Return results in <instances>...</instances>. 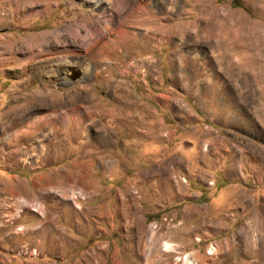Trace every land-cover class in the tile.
<instances>
[{"label":"rangeland","instance_id":"374dc122","mask_svg":"<svg viewBox=\"0 0 264 264\" xmlns=\"http://www.w3.org/2000/svg\"><path fill=\"white\" fill-rule=\"evenodd\" d=\"M0 51V264H264V0H0Z\"/></svg>","mask_w":264,"mask_h":264},{"label":"bare ground","instance_id":"6f19581e","mask_svg":"<svg viewBox=\"0 0 264 264\" xmlns=\"http://www.w3.org/2000/svg\"><path fill=\"white\" fill-rule=\"evenodd\" d=\"M98 1H100V0H96V2H98ZM22 3V2H21ZM142 3H140L139 1L136 3V7L137 8H139V9H144V7L141 5ZM103 5V4H102ZM100 7H101V5H100ZM116 10H115V13H117L118 11H120L122 8H115ZM21 10V9H20ZM31 10H33V8L31 7ZM113 11V10H112ZM36 13H38L37 11H35ZM35 12H33V13H35ZM112 19V17H110L109 19H106L105 20V24H104V26H105V28H108V25L111 23L110 22V20ZM121 21V20H120ZM118 23V22H117ZM93 25V24H92ZM92 25H90V24H85V23H78V24H76V25H71V29H70V31H69V33H72L73 35H79V32L81 31V30H83L84 29V31H85V38H84V44H85V46H86V49L88 50V52L90 51L91 52V48L90 47H92L91 45H92V43H93V41L95 40V39H97L98 38V36L101 34L100 33V31L97 29V27H92ZM111 25V24H110ZM122 26V25H121ZM81 27L83 28V29H81ZM110 27V26H109ZM79 28L81 29L80 31H79ZM121 27L118 25L117 26V31L119 32V34L120 35H123L122 33V29H120ZM150 30V29H149ZM54 31V30H53ZM59 31V30H58ZM66 31L68 32V30L66 29ZM151 31V30H150ZM153 32H155V31H153ZM104 35V34H103ZM149 37V36H148ZM95 42H97V41H95ZM95 44V43H94ZM3 46V45H2ZM31 46H33L32 45V43H31ZM30 46V48L32 49V47ZM20 47V46H19ZM29 47H27V49H28ZM13 49V48H12ZM22 50V49H21ZM68 51H70V50H68ZM86 51V50H85ZM1 52V51H0ZM27 52V51H26ZM28 52L29 53H26L25 55H24V57H23V61H24V64L25 65H29L30 63H32L33 62V59H35L36 57H37V54H39V53H41L42 52V49H40V50H37V52H34V50L33 51H30V49L28 50ZM1 56H3V54L2 53H0V57ZM2 58V57H1ZM44 59V58H43ZM52 60H53V58L52 57H49V58H47L45 61H44V63H41V68H43V69H45L46 67H49V66H51V64L53 63L52 62ZM43 62V61H42ZM51 63V64H50ZM53 65V64H52ZM19 119H23L22 117H19ZM13 121H16V118H14V120ZM18 121V120H17ZM23 121V120H22ZM24 121H26V119H24ZM21 122V121H20ZM22 123V122H21ZM18 124V123H17ZM30 125L32 124V123H29ZM46 125L47 126H49L50 125V123H46ZM37 127V124H32L31 126H28L27 128H29V130H24V131H22L24 134H26L27 136L29 135V136H31V135H33V133H34V129ZM37 131V130H36ZM19 135V134H18ZM17 136V135H16ZM23 136V135H22ZM24 137H26V136H24ZM30 138V137H29ZM258 224V223H257ZM263 224V223H262ZM258 228V227H257ZM263 228V227H262ZM259 234V233H258ZM248 235V234H247ZM244 238H245V235H244ZM249 238V237H248ZM260 238V237H259ZM246 239H247V236H246ZM249 240V239H248ZM261 240V239H260ZM247 240H244L243 241V243L245 244V242H246ZM247 243V242H246ZM258 243V242H257ZM261 243V242H260ZM247 246H248V251L247 252H253V251H251L253 248H251L252 247V245H251V241H249L247 244H246ZM258 245V244H257ZM165 251L166 252H170L169 251V247H170V245L168 244V243H165ZM245 247V246H244ZM256 249H258L259 250V252L260 253H264V247L263 248H261V247H257ZM258 250H257V252H258ZM248 254H251V253H248ZM256 255L258 254V253H255ZM261 257V256H260ZM259 259H262V258H259ZM258 260V259H257ZM263 260V259H262ZM252 262H254V261H252ZM252 262H248L249 264H253ZM247 263V264H248ZM165 264H170V261H169V258H168V260H166L165 261ZM188 264H191L190 263V261H188ZM255 264V263H254Z\"/></svg>","mask_w":264,"mask_h":264},{"label":"trees","instance_id":"16d2710c","mask_svg":"<svg viewBox=\"0 0 264 264\" xmlns=\"http://www.w3.org/2000/svg\"><path fill=\"white\" fill-rule=\"evenodd\" d=\"M238 6H240V5H238Z\"/></svg>","mask_w":264,"mask_h":264}]
</instances>
